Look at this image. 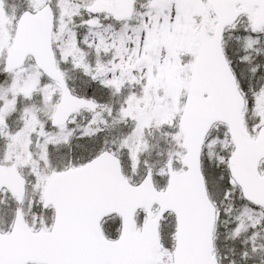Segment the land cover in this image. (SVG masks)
<instances>
[{"label": "snow or ice", "instance_id": "6c2138e0", "mask_svg": "<svg viewBox=\"0 0 264 264\" xmlns=\"http://www.w3.org/2000/svg\"><path fill=\"white\" fill-rule=\"evenodd\" d=\"M0 264H264V0H0Z\"/></svg>", "mask_w": 264, "mask_h": 264}]
</instances>
